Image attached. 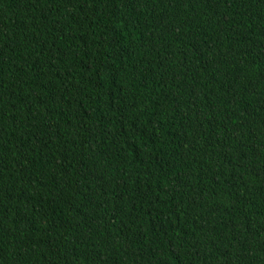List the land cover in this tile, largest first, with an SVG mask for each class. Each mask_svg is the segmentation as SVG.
<instances>
[{"label":"trees","instance_id":"obj_1","mask_svg":"<svg viewBox=\"0 0 264 264\" xmlns=\"http://www.w3.org/2000/svg\"><path fill=\"white\" fill-rule=\"evenodd\" d=\"M0 264H264V0H0Z\"/></svg>","mask_w":264,"mask_h":264}]
</instances>
